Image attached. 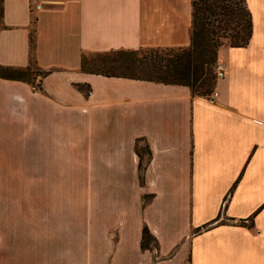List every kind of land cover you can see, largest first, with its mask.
<instances>
[{
  "label": "crops",
  "instance_id": "0c3cea01",
  "mask_svg": "<svg viewBox=\"0 0 264 264\" xmlns=\"http://www.w3.org/2000/svg\"><path fill=\"white\" fill-rule=\"evenodd\" d=\"M245 1L249 42L219 48L204 97L80 70L86 51L187 47L191 0H3L0 65L28 66L33 34L43 73L0 78V123H35L0 137L36 152L7 174L39 177L0 201V264H264V0Z\"/></svg>",
  "mask_w": 264,
  "mask_h": 264
},
{
  "label": "trees",
  "instance_id": "16d2710c",
  "mask_svg": "<svg viewBox=\"0 0 264 264\" xmlns=\"http://www.w3.org/2000/svg\"><path fill=\"white\" fill-rule=\"evenodd\" d=\"M192 33L187 47H139L137 49H114L95 55L89 60L82 53L80 70L107 77L141 79L165 84L188 86L193 94L210 97L216 85L215 66L218 50L225 45L219 38L228 39L227 45L243 47L251 35V17L244 0L246 19L229 0H191ZM244 15V16H245ZM3 0H0V28L2 27ZM34 38L30 34V63L26 67L0 65V78L30 81L31 64L34 62ZM40 87V84L38 83ZM37 86V87H38ZM87 92V88L78 85ZM142 150L150 155L148 146L136 152L140 158V181H142ZM239 224L246 225L241 219ZM140 246L143 250L157 248L156 239L147 226L142 228Z\"/></svg>",
  "mask_w": 264,
  "mask_h": 264
},
{
  "label": "rangeland",
  "instance_id": "374dc122",
  "mask_svg": "<svg viewBox=\"0 0 264 264\" xmlns=\"http://www.w3.org/2000/svg\"><path fill=\"white\" fill-rule=\"evenodd\" d=\"M229 3L233 5L238 11H240L241 18L246 19V33H247V14L243 13L244 0H229ZM245 15V16H244ZM219 41H222L224 44H228V39L219 38ZM147 47V46H142ZM155 48V47H148ZM137 49V48H136ZM103 51H86L84 52L86 58L89 60L91 57H95V55H101ZM215 70V69H214ZM31 76L30 81L34 87L38 86V78L43 73L38 69L36 64L32 62L31 64ZM87 92L89 91V87L86 86ZM8 123H0V137H8V136H27L33 137L35 135V123L32 121L30 123H10V128L6 126ZM6 141H0V201L2 200H14V199H27L33 200L35 197V183L38 181L37 177L33 174H7L11 168H27L34 167V163L36 159V152L34 147L31 149H27L24 152V146L18 144H9L4 143ZM50 163V162H49ZM32 164V165H31ZM47 169L46 165L44 166ZM81 172V166L75 167V173ZM47 178V179H46ZM81 183V176L78 177ZM43 182H48V177H42ZM214 223L213 221L208 224H204L202 227L194 230V233L199 232L203 229H206L207 226Z\"/></svg>",
  "mask_w": 264,
  "mask_h": 264
},
{
  "label": "built area",
  "instance_id": "2783aa9c",
  "mask_svg": "<svg viewBox=\"0 0 264 264\" xmlns=\"http://www.w3.org/2000/svg\"><path fill=\"white\" fill-rule=\"evenodd\" d=\"M215 73H216V78H222L224 77V67L222 63L217 62L216 66H215Z\"/></svg>",
  "mask_w": 264,
  "mask_h": 264
}]
</instances>
